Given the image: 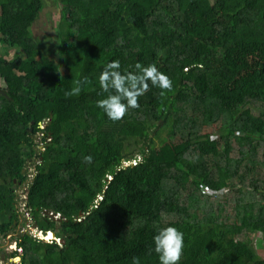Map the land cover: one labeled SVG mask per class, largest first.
<instances>
[{"label": "trees", "instance_id": "1", "mask_svg": "<svg viewBox=\"0 0 264 264\" xmlns=\"http://www.w3.org/2000/svg\"><path fill=\"white\" fill-rule=\"evenodd\" d=\"M58 2L54 63L33 34L44 0H0V43L20 53L0 54V237L20 223L15 191L28 180L27 207L55 235L25 234L12 256L158 264L152 236L173 224L179 264H264V0ZM117 58L122 69L155 64L172 88L150 84L112 121L95 101L99 72ZM77 80L80 93L65 95Z\"/></svg>", "mask_w": 264, "mask_h": 264}, {"label": "clouds", "instance_id": "2", "mask_svg": "<svg viewBox=\"0 0 264 264\" xmlns=\"http://www.w3.org/2000/svg\"><path fill=\"white\" fill-rule=\"evenodd\" d=\"M128 68L122 69L121 62L112 59L106 62L98 74L100 92L104 93L95 101L96 106L112 121L122 119L129 109L140 107L138 98L143 96L152 87L159 88L161 94L164 90H171V78L159 70L155 64H142L136 61ZM87 78H85L86 80ZM82 81H75V86L65 95L79 94ZM210 136L209 139H214ZM90 163L91 154L83 157ZM202 191L207 192V186H202ZM59 244V239L56 241ZM152 251L157 254L158 264H179L184 246L183 233L173 224L158 227L152 236ZM132 264H140L138 257L132 258Z\"/></svg>", "mask_w": 264, "mask_h": 264}, {"label": "rangeland", "instance_id": "3", "mask_svg": "<svg viewBox=\"0 0 264 264\" xmlns=\"http://www.w3.org/2000/svg\"><path fill=\"white\" fill-rule=\"evenodd\" d=\"M44 2H45V7L42 10V12L40 13V17L38 18V20L33 25V34H34L35 38L37 39V41H39L41 50L45 54H47L49 56V58L54 63H59L60 58H59L58 49H57L56 34H57V24H58V20L60 18L61 6H60L58 0H44ZM0 54H3L8 59H13L15 56H17L20 53H19L17 47H10L7 44H1L0 43ZM63 70L64 69L61 67V71H63ZM259 108L260 107L258 106L255 109L258 110ZM164 134L165 133H162L161 135L164 136ZM40 137H42L41 133H40V136L36 137V142H37L38 147H40L42 145V142H41L42 139ZM159 141H160L159 138H156V145L157 146H160ZM237 148H238V145L235 144L234 150L232 153L233 156L237 154ZM34 163H37V159L35 157L31 158L27 162V177H29L30 179L33 178L32 173H34V170H35L34 169ZM29 181L30 180L24 182V184L20 185L19 187H16V191H15V193L17 195L16 207H17V210L19 211V214H21L23 218L25 216L26 217L27 216L32 217L31 213H30V215H28L27 212L20 213V211L24 210V208H25L24 205L26 203V189H27V183ZM27 221H28L29 226L27 224H24V221H23V224L20 227L25 226V228H29V229H32V227L33 228L37 227V226H35V221H34V223H32V225L30 224L32 222V218L30 220H27ZM30 233L32 234V230H30ZM258 234L259 233L255 234L254 239L258 236ZM6 243H7V241H6ZM254 243H255V241H254ZM253 246L255 247V244H253ZM4 248L11 253V251L8 250L7 247H5L3 240H1L0 250L1 249L2 250L0 251V258L2 257L1 253L5 251Z\"/></svg>", "mask_w": 264, "mask_h": 264}, {"label": "built area", "instance_id": "4", "mask_svg": "<svg viewBox=\"0 0 264 264\" xmlns=\"http://www.w3.org/2000/svg\"><path fill=\"white\" fill-rule=\"evenodd\" d=\"M42 127H44V126H42ZM40 133L42 134V137H40L42 139L44 137V134L42 132H39L37 136H40ZM49 139L50 138H47V140H49ZM42 147H43V142H42V145L39 148H42ZM130 163L131 164H133V163L135 164L136 161H131V162H125L124 161L125 165H128ZM34 169H35V167H34ZM34 173H35V170H34ZM34 173H32L33 176H34ZM24 206H25L24 210L20 211V213L27 212L28 215H30L31 212H30V209H28V207H27V202L25 203ZM30 217H28V216L26 217L25 216L23 218L22 215L20 214V223L18 224L17 228L14 231H11L10 233H8L5 237H0V239L3 240V243H4L5 247H7V249L10 250L11 253L13 251H15V250H17L18 252L21 253L22 246H21L20 243H21L22 238L24 237L25 234L31 235L33 238L38 239V240L52 241V240L55 239V236H52L51 231L44 232L38 226L34 227V228L32 227V229L25 228V226L20 227L23 224V221H24V224L28 225V221L27 220H30L31 218H32V222L30 224L32 225V223H34V219H33V216L31 218ZM30 230H32V234L30 233ZM48 234L51 235V236H49L50 238L47 237ZM1 240H0V242H1ZM56 240H57V238H56ZM6 241H7V243H6ZM59 242H61L60 239H59ZM5 252H6L5 258H7V257L10 258V255H8V253H10V252L7 251L6 249H5ZM12 257H13V259H11V261H9L8 264H20V260H21V255L20 254L12 256ZM0 264H6V261H5L4 258H0Z\"/></svg>", "mask_w": 264, "mask_h": 264}, {"label": "water", "instance_id": "5", "mask_svg": "<svg viewBox=\"0 0 264 264\" xmlns=\"http://www.w3.org/2000/svg\"><path fill=\"white\" fill-rule=\"evenodd\" d=\"M52 116H53L52 113H50L49 117L44 119V122L45 123L51 122ZM43 214L48 215L49 218H51L52 220H56V221H61L62 220L61 214H59V213H57L55 211H51L49 209H44L43 210ZM80 215L82 216L83 212H80ZM35 225L37 226L36 222H35ZM51 234H52V236H55L53 231H51Z\"/></svg>", "mask_w": 264, "mask_h": 264}, {"label": "crops", "instance_id": "6", "mask_svg": "<svg viewBox=\"0 0 264 264\" xmlns=\"http://www.w3.org/2000/svg\"><path fill=\"white\" fill-rule=\"evenodd\" d=\"M13 252H14V251H13ZM13 252H12V253H13ZM12 253H11V254H10V253H8V254L10 255V258H8V257H7L8 259H7V258H5V256H4V255H6V252H5V251L1 253V256H2L1 258H4V259H5V261H6V264H8V263H9V261H11V259H13V257H12Z\"/></svg>", "mask_w": 264, "mask_h": 264}, {"label": "bare ground", "instance_id": "7", "mask_svg": "<svg viewBox=\"0 0 264 264\" xmlns=\"http://www.w3.org/2000/svg\"><path fill=\"white\" fill-rule=\"evenodd\" d=\"M18 192H19V191H18ZM22 194H23V193H22ZM18 197H19V196H18ZM48 235H50V234H48ZM48 235H47V236H48Z\"/></svg>", "mask_w": 264, "mask_h": 264}]
</instances>
